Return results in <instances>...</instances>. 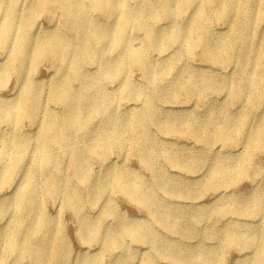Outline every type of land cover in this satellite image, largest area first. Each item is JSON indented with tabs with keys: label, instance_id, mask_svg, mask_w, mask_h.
Masks as SVG:
<instances>
[{
	"label": "bare ground",
	"instance_id": "obj_1",
	"mask_svg": "<svg viewBox=\"0 0 264 264\" xmlns=\"http://www.w3.org/2000/svg\"><path fill=\"white\" fill-rule=\"evenodd\" d=\"M198 2L199 4L193 7V0L178 2L158 0L155 4H149L147 0H137L138 7L133 10L126 6L124 0H32L19 11L17 6L19 0H0V47L8 51V64L0 69V81L8 74H15L22 82L18 101L0 104V120L14 128L22 119H28L33 123L39 118L41 109H45L42 128L35 137L39 153L37 161L43 167L31 165L17 190L11 206L15 215L13 227L0 236V244L4 242L3 247L0 248V264L5 261L3 257L19 256L23 253L33 258L35 264L66 263L61 259L66 249L61 248L60 244L54 245L43 237L42 240L34 242L28 237L29 233L23 234L25 219L35 211L36 221L32 225V230L54 232L57 225L54 221L46 220L40 210V191L34 181V175H43V192L49 198L54 199L59 182L64 183L66 206L72 210H78L83 199L74 187L75 181H78L89 195L98 191L96 180L89 169L88 160L91 158L108 159L111 150L121 151L129 145L139 153L143 165L157 174L156 164L160 153L151 144V136L144 126L146 121L160 127L163 133L172 136H189L205 149H211L215 143H220V147H226L231 142H236L235 135L232 134L235 119L233 120L223 107L211 108L209 127L205 129L206 131H201L199 127L202 126V122L197 116H191L187 125H184V120L175 116H161L164 112L157 108L154 93L150 90H139L126 76L122 92L133 100L143 98L140 109L128 111L121 116L117 115L111 109L110 97L101 94L100 91L98 82L100 75L107 80H113L125 75L127 67L133 66L144 74L151 86L162 89L164 94L171 98H174L177 92L187 96L197 94L200 97L207 93L220 92L221 86H216L208 80L200 83L198 76L189 71H187L188 78L179 79L174 87L168 88L160 84L162 75L159 71L163 69L160 65H166L172 69L175 62L180 60V55L176 52L171 61L155 62L143 52L144 47L146 51L155 49L166 51L182 40H186L188 51L200 48L204 59L212 63L221 60L229 62L230 54L235 49L237 50L236 59L243 70L252 65L256 72L262 71L261 77H264V37L260 39L259 35H255L254 31L249 29L251 24L257 29V20L253 18L254 8L250 1L199 0ZM261 4L264 5V0H261ZM89 9L103 12L106 16L113 18L114 24L106 28L99 27L88 17ZM174 10L190 11L189 20L194 25L187 30L176 27L172 30L173 32L163 36L153 28L150 20H168ZM44 13H60L64 18V27L70 31V35H63L61 29L38 35L36 21ZM217 14L229 18V33L222 38L221 42L220 39L212 38L208 26L210 15ZM131 28L148 34L146 40L139 42L136 48L134 43L137 39L128 33ZM239 40L242 41V45L236 48ZM250 43L257 44L254 55H251L249 51ZM113 52L118 54L113 56L111 55ZM28 57L33 58L36 64L41 62H50L51 65L60 64L56 78L49 86L52 100L65 110L63 116H58L44 106L41 98L42 87L31 80L29 69L24 66L25 59ZM100 60L103 61L102 67L96 74H89L81 68L87 63L97 64L101 62ZM65 65L72 66L71 75L83 85V95L74 90ZM252 76L250 73L243 72L235 86H232L234 95L242 97L243 88L254 82ZM245 121V117L239 119L240 123ZM215 122L217 124H214ZM185 126L186 129H184ZM211 126L213 128L209 130ZM78 131L84 132L88 138L89 144L86 151L70 147L72 138H79ZM32 140L30 137L23 138L11 132L0 134V157L4 167L0 175V187L9 181V185L11 184L12 175L23 164L27 144ZM252 142L254 146L264 144V120L256 127ZM54 146L68 156V168L72 177L65 176L64 168L57 157L52 153L47 154V151ZM9 153H13V158H9ZM85 154L87 158L84 157ZM164 158L175 167L192 170V163L181 165L172 155H166ZM238 161L239 159L233 157L220 160L209 177L211 187H223L235 179V175L243 173L245 159ZM101 182L103 184L100 185V194L108 188H115L120 193L140 202L150 216L154 217L158 210H163L160 217L155 216L160 222H163L166 213L170 212L169 208L166 209V204H163L150 189H144V185L136 179V176L123 167L106 168ZM173 182L168 178L161 179L160 188L171 196L186 195L183 191L177 192ZM228 206L234 214L238 212L251 215L264 214V200L259 197L256 198L255 205L233 198ZM106 212L110 211L106 210ZM120 225L125 234L136 242L148 243L161 250L158 240L153 237L148 226L134 225L125 220L120 221ZM80 227L81 230L86 231L88 239L100 240V229L97 224H87L82 221ZM254 233L255 230L238 233L236 229L229 228L226 236L231 243L238 244L249 241ZM21 235L23 238L20 242L18 237ZM263 257L264 249L252 264H264ZM94 262V259H85L81 260L80 264H94ZM13 264H20L19 259H15Z\"/></svg>",
	"mask_w": 264,
	"mask_h": 264
},
{
	"label": "rangeland",
	"instance_id": "obj_2",
	"mask_svg": "<svg viewBox=\"0 0 264 264\" xmlns=\"http://www.w3.org/2000/svg\"><path fill=\"white\" fill-rule=\"evenodd\" d=\"M31 1L19 0L18 10H23ZM157 1L147 0L149 4H155ZM193 1V7L199 4V0ZM249 1L254 8L253 18L257 20V29L252 24L249 29L262 39L264 37V5L261 4V0ZM124 3L133 10L138 7L137 0H124ZM87 15L99 27L106 28L114 24L113 18L106 16L101 11L89 9ZM190 16V11L174 10L168 20H150V22L155 30L163 36H167L176 27L182 30L190 29L194 25L189 20ZM208 26L212 38L220 39L221 42L222 38L229 33V18L221 17L219 14L210 15ZM55 29H61L65 36L70 35V31L64 27V18L60 13H44L37 18L36 32L38 35ZM128 33L137 39L134 43L135 48L138 47L139 42L148 37V34L135 31L133 28ZM176 44L166 51L158 49L146 51L144 47L143 52L155 62H168L177 53L180 55V60L175 62L172 69L166 65H160L163 67L159 71L162 75L160 84L168 88L174 87L179 79L188 78L187 71H189L198 76L200 83L203 80H208L216 86H221L220 92L207 93L203 97L197 94L187 96L177 92V95L171 98L164 94L162 89L151 86L139 69L129 66L125 75L113 78V80H107L100 75L98 82L101 94L110 97L111 109L117 115L121 116L128 111L140 109L143 105V98L133 100L122 92L126 76L139 90H150L154 93V102L157 108L164 112L161 113V116H175L184 120V125L189 124L191 116H197L202 122V126L199 127L201 131H206L205 129L209 127L211 108L223 107L228 115L233 120L235 119L232 134L235 135L236 142H231L226 147H220V143H215L211 149H205L203 145L189 136H172L163 133L160 131V127L146 121L144 126L151 136V144L160 153L156 164L157 174L143 165L139 153L129 145L121 151L111 150L110 156L105 160L90 159L89 157V169L96 180L98 191L89 195L82 185L75 181L74 187L83 199L78 210H72L66 206L64 183L59 182L57 195L54 199L49 198L43 192V175H34V181L40 191V210L46 220L54 221L57 225L54 232L32 230V225L36 221L35 211L25 219L23 234L29 233L28 237L34 242L42 240L43 237L54 245L60 244L61 248L66 249V252L61 255V259L66 261L65 264H80V261L85 259H94V264H151V262L152 264H252L264 249V214L251 215L240 212L234 214V211L228 206L233 198H238L250 205H255L257 197L264 200V144L254 146L252 142V135L256 127L264 120V77H261L262 71L256 72L252 65L243 70L236 59L237 50L235 49L230 54L229 62L221 60L212 63L204 59L200 48L188 51L186 40ZM240 45H242V41L239 40L236 48ZM249 51L251 55H254L257 51V44L252 43L249 46ZM117 54V52H113L111 55ZM7 61L8 51L4 47H0V69L6 67ZM36 63L33 58L25 59L24 66L29 69V77L36 85L42 87L41 98L44 106L58 116H63L65 110L52 100L49 86L56 78L60 64ZM102 63L103 61L97 64L87 63L81 68L89 74H96L101 69ZM65 67L74 90L83 95V85L71 75L72 66L65 65ZM243 72L252 74L254 82L246 85L243 88L242 97H238L234 95L232 86H235ZM21 88L22 82L15 74H8L4 77L0 81V104L18 101ZM44 111L45 109H41L39 118L33 123L28 119H22L14 128L0 120V134L11 132L23 138L33 139L27 144L24 162L12 175L11 184L9 185V181L0 187V210L2 212L0 236L13 227L15 215L11 206L17 190L24 180V175L31 165L36 164L39 168L43 167L37 161L39 153L35 137L42 128ZM241 117L246 118L245 123L239 122ZM212 128L213 126L209 130ZM210 133L214 135L212 131ZM77 136L79 138H72L70 147L86 151L89 144L86 134L78 131ZM48 153H52L58 158V162L64 168L65 176L72 177L68 168V156L63 154L57 146L48 150ZM8 155L9 158H13V153ZM166 155H172L181 165L192 163V170L177 165L175 167L164 158ZM84 157L87 158V154ZM231 157L239 159L238 162L245 159L243 173L235 175V179L223 187H211L209 179L211 172L217 168V163L220 160ZM108 167H123L129 170L144 185V189H150L163 204H166V209L169 208L170 212L166 213L164 221L160 222L155 218V216L160 217L163 210H158L154 217L150 216L140 202L120 193L115 188H108L100 194V185L104 182L101 181ZM3 170V161L0 157V175ZM165 178L173 180L177 192L183 191L186 195L171 196L166 194L159 184L161 179ZM106 210L110 212L108 213ZM122 220L134 225L148 226L153 237L158 240L161 250L148 243L136 242L125 234L120 225ZM82 221L87 224H97L101 237L99 241L86 237V231L84 232L80 227ZM229 228L236 229L238 233L254 230L255 233L253 238H250L251 241L234 244L226 236V231ZM22 236L18 237L20 242ZM3 244L4 242H1L0 248L3 247ZM3 259L5 260L3 264H13L15 259H19L20 264H35L33 258L26 253L19 256L3 257ZM119 260H123V262L119 263Z\"/></svg>",
	"mask_w": 264,
	"mask_h": 264
}]
</instances>
